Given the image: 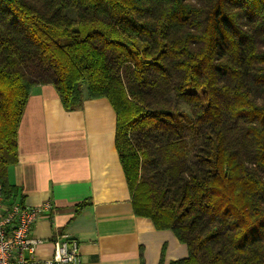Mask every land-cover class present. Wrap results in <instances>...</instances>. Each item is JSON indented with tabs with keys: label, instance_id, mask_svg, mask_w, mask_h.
I'll return each instance as SVG.
<instances>
[{
	"label": "trees",
	"instance_id": "1",
	"mask_svg": "<svg viewBox=\"0 0 264 264\" xmlns=\"http://www.w3.org/2000/svg\"><path fill=\"white\" fill-rule=\"evenodd\" d=\"M40 85L65 111L110 103L134 215L187 248L168 264H264V0H0L8 206L24 204L8 172Z\"/></svg>",
	"mask_w": 264,
	"mask_h": 264
},
{
	"label": "crops",
	"instance_id": "2",
	"mask_svg": "<svg viewBox=\"0 0 264 264\" xmlns=\"http://www.w3.org/2000/svg\"><path fill=\"white\" fill-rule=\"evenodd\" d=\"M115 112L105 98L65 111L51 85L31 90L19 123L18 160L9 172L28 207L46 202L33 236L42 240L36 256L53 252L56 236L79 244L81 264H163L183 259L187 248L168 230L136 217L115 149ZM91 205L75 215L76 204Z\"/></svg>",
	"mask_w": 264,
	"mask_h": 264
},
{
	"label": "built area",
	"instance_id": "3",
	"mask_svg": "<svg viewBox=\"0 0 264 264\" xmlns=\"http://www.w3.org/2000/svg\"><path fill=\"white\" fill-rule=\"evenodd\" d=\"M50 211V202L36 207L17 203L8 206L0 188V264H81L79 244L67 235L55 237L50 257L36 256V248L43 242L33 236V228Z\"/></svg>",
	"mask_w": 264,
	"mask_h": 264
}]
</instances>
